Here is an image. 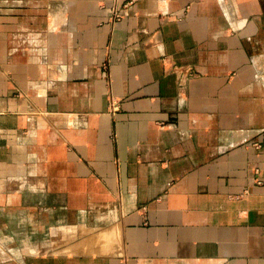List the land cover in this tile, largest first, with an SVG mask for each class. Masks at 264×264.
Listing matches in <instances>:
<instances>
[{
  "label": "crops",
  "instance_id": "1",
  "mask_svg": "<svg viewBox=\"0 0 264 264\" xmlns=\"http://www.w3.org/2000/svg\"><path fill=\"white\" fill-rule=\"evenodd\" d=\"M0 264H264V0H0Z\"/></svg>",
  "mask_w": 264,
  "mask_h": 264
},
{
  "label": "built area",
  "instance_id": "2",
  "mask_svg": "<svg viewBox=\"0 0 264 264\" xmlns=\"http://www.w3.org/2000/svg\"><path fill=\"white\" fill-rule=\"evenodd\" d=\"M175 70V74L177 75L179 85L183 88V86L188 82V80L194 75L193 72L185 67V66H178L175 65L173 67ZM257 148H260L261 146L256 144ZM239 197V196H238Z\"/></svg>",
  "mask_w": 264,
  "mask_h": 264
},
{
  "label": "rangeland",
  "instance_id": "3",
  "mask_svg": "<svg viewBox=\"0 0 264 264\" xmlns=\"http://www.w3.org/2000/svg\"><path fill=\"white\" fill-rule=\"evenodd\" d=\"M121 15H122L121 10L115 9L114 10L113 19L117 21V20L121 19ZM111 108L112 109H115V105L113 104V100L111 102ZM255 173H256V176H258L259 175V170H256ZM255 183L257 185H261L262 184V181L259 179V177H256L255 178ZM242 196H244V194L240 195L239 198H241Z\"/></svg>",
  "mask_w": 264,
  "mask_h": 264
}]
</instances>
